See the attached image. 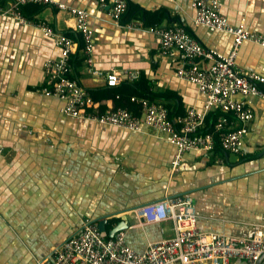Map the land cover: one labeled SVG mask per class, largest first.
<instances>
[{"label": "crops", "instance_id": "0c3cea01", "mask_svg": "<svg viewBox=\"0 0 264 264\" xmlns=\"http://www.w3.org/2000/svg\"><path fill=\"white\" fill-rule=\"evenodd\" d=\"M58 1L89 11L94 68L114 71L120 81L144 77L158 95L155 102L166 106L167 94L185 113L192 107L203 111L205 96L176 75L180 52L163 54L150 31L181 23L204 47L228 53L233 36L194 25L188 0H126L120 23L99 0ZM26 10L30 18L75 39L70 76L97 97L95 110L116 107L104 76L89 71L75 19L46 4ZM221 11L232 24L264 33V0H223ZM133 20L144 26L128 28ZM59 56L52 37L0 17V264H37L89 220L106 219L114 227L124 219L126 242L142 252L148 243L173 234L171 221L147 223L144 208L177 195L193 197L200 231L250 237L256 225H264V101L250 99L254 117L242 154L217 144L210 155L185 152L174 169L176 148L154 127L134 132L63 114L64 101L43 93L44 62ZM237 63L264 76V47L244 42ZM133 73L137 77L131 79Z\"/></svg>", "mask_w": 264, "mask_h": 264}, {"label": "built area", "instance_id": "2783aa9c", "mask_svg": "<svg viewBox=\"0 0 264 264\" xmlns=\"http://www.w3.org/2000/svg\"><path fill=\"white\" fill-rule=\"evenodd\" d=\"M188 1L195 9L194 25L231 34L233 45L228 53L206 48L181 23L150 29L156 34L163 54L174 49L180 52L182 65L177 69V77L195 84L205 96L203 111L192 107L175 118H171L166 106L147 98L132 97L140 103L139 114L127 107L95 110L92 95L70 76L75 39L45 21L27 17L23 6L37 2L67 11L75 19L89 71L103 75L107 86H116L121 80L116 72H104L93 66L94 30L89 23L87 9L58 0H0V17H11L22 25L38 29L45 36L52 37L59 46L60 56L44 62L48 77L43 93L64 101L61 107L63 114L134 132H142L144 126L154 127L175 146L171 165L176 169L183 154L190 150L210 155L219 144L226 152L242 154L249 132L248 124L254 117L250 99L264 101V88L260 86L264 84V76L246 71L237 63L239 49L244 42L264 47V33L251 30L244 24H232L221 11L223 0ZM99 3L110 8L109 14L119 23L128 8L126 0H99ZM126 26L141 29L144 25L133 20ZM201 60L206 63L202 64ZM129 77L134 79L137 74ZM217 109L220 114L215 119L213 130L203 132L208 112ZM156 203L155 207L144 208L145 221H171L173 234L148 243L144 251H137L126 242L124 229L107 237L99 230L97 222L89 220L71 238L39 259L37 264H227L236 258L245 259L248 264H258L264 259V225H256L250 237L203 232L197 226L198 214L192 196L177 195Z\"/></svg>", "mask_w": 264, "mask_h": 264}, {"label": "trees", "instance_id": "16d2710c", "mask_svg": "<svg viewBox=\"0 0 264 264\" xmlns=\"http://www.w3.org/2000/svg\"><path fill=\"white\" fill-rule=\"evenodd\" d=\"M37 2H30L23 6V11L27 17V8L28 6H35ZM38 4V3H37ZM38 10L37 8L34 9V11ZM107 96L113 98L115 100V106L116 107H127L129 110L133 111L134 113L139 114L140 113V103L136 100H132V97L135 98H147L149 100L156 101V97H158L157 94L152 92L149 87L147 80L144 77H141L139 79L130 81L125 79L124 81H120L119 84L116 86H109L107 88ZM160 97V96H159ZM165 97L164 99L168 102L165 103L166 108L168 109L169 115L171 118H175L178 115L185 114V110L181 106L182 103L180 101H177L178 106L176 103L172 104L171 99H169V96L167 94L163 95ZM93 98L97 99L96 96H93ZM220 114V111L212 110L208 113L206 117V124L204 127L203 132L212 131L214 128V122L216 117ZM112 227L109 225L107 226V229L110 230ZM107 237H109L106 234Z\"/></svg>", "mask_w": 264, "mask_h": 264}, {"label": "water", "instance_id": "95a60500", "mask_svg": "<svg viewBox=\"0 0 264 264\" xmlns=\"http://www.w3.org/2000/svg\"><path fill=\"white\" fill-rule=\"evenodd\" d=\"M98 222L99 230L107 234L109 237L113 236L116 232L123 230L128 227L127 222L124 219H121L114 227H112L110 230L107 229V220L101 219Z\"/></svg>", "mask_w": 264, "mask_h": 264}]
</instances>
